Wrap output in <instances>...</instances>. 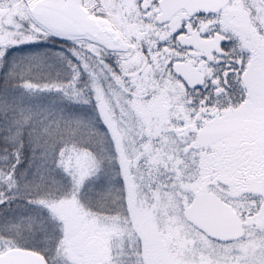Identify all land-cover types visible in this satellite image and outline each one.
Segmentation results:
<instances>
[{
  "label": "snow or ice",
  "instance_id": "6c2138e0",
  "mask_svg": "<svg viewBox=\"0 0 264 264\" xmlns=\"http://www.w3.org/2000/svg\"><path fill=\"white\" fill-rule=\"evenodd\" d=\"M0 264H264V0H0Z\"/></svg>",
  "mask_w": 264,
  "mask_h": 264
}]
</instances>
